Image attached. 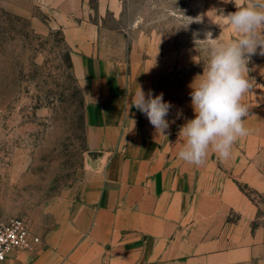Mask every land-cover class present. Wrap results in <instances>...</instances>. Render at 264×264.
Instances as JSON below:
<instances>
[{
	"label": "crops",
	"instance_id": "1",
	"mask_svg": "<svg viewBox=\"0 0 264 264\" xmlns=\"http://www.w3.org/2000/svg\"><path fill=\"white\" fill-rule=\"evenodd\" d=\"M55 1L78 13L87 0ZM222 2L186 0V8L221 26ZM95 32H81L71 55L86 100L82 164L58 198L54 224L4 264H264V88L250 81L242 97L248 131L230 157L210 147L200 165L190 164L178 156L179 130L194 115L190 84L206 68H179L176 52L128 35L123 54ZM138 86L172 103L167 136L130 107Z\"/></svg>",
	"mask_w": 264,
	"mask_h": 264
},
{
	"label": "rangeland",
	"instance_id": "2",
	"mask_svg": "<svg viewBox=\"0 0 264 264\" xmlns=\"http://www.w3.org/2000/svg\"><path fill=\"white\" fill-rule=\"evenodd\" d=\"M111 1L109 8L87 0L78 13H64L55 0H0V222L20 217L34 234L49 229L59 196L82 164L86 100L71 58L81 32L96 31L123 54L126 35L162 45L177 53L179 68L191 61L206 68L213 43L208 33L216 41L236 38L222 17L221 26L194 20L198 14L186 0ZM222 3L227 15L264 0ZM84 20L98 28L78 27ZM246 67L249 80L264 88L259 49Z\"/></svg>",
	"mask_w": 264,
	"mask_h": 264
},
{
	"label": "clouds",
	"instance_id": "3",
	"mask_svg": "<svg viewBox=\"0 0 264 264\" xmlns=\"http://www.w3.org/2000/svg\"><path fill=\"white\" fill-rule=\"evenodd\" d=\"M228 2L224 0V3ZM220 16L231 26L236 38L229 42L216 41L208 33L213 43L209 46L206 70L199 75L198 83H194L196 77L190 84L194 115L179 130L184 146L178 156L194 165L203 162L210 147L219 157L229 158L234 142L247 135L244 117L248 115V108L241 100L252 88L245 75L246 64L257 49L260 55H264V4L242 6ZM197 17L193 19L199 22L201 17ZM130 107L144 114L155 132L167 136L170 123L174 122V119H168L173 105L163 99V93L153 95L151 89L145 93L138 86ZM181 116L182 111L177 109L175 118Z\"/></svg>",
	"mask_w": 264,
	"mask_h": 264
},
{
	"label": "built area",
	"instance_id": "4",
	"mask_svg": "<svg viewBox=\"0 0 264 264\" xmlns=\"http://www.w3.org/2000/svg\"><path fill=\"white\" fill-rule=\"evenodd\" d=\"M39 236L31 232L24 218H12L0 222V264H4L10 253L18 250H32Z\"/></svg>",
	"mask_w": 264,
	"mask_h": 264
}]
</instances>
